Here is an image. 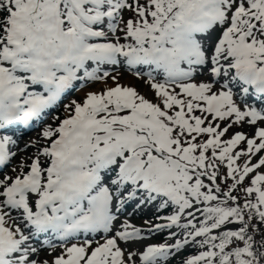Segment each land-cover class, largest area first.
Returning a JSON list of instances; mask_svg holds the SVG:
<instances>
[{
	"label": "snow or ice",
	"instance_id": "obj_1",
	"mask_svg": "<svg viewBox=\"0 0 264 264\" xmlns=\"http://www.w3.org/2000/svg\"><path fill=\"white\" fill-rule=\"evenodd\" d=\"M0 264H264V0H0Z\"/></svg>",
	"mask_w": 264,
	"mask_h": 264
}]
</instances>
